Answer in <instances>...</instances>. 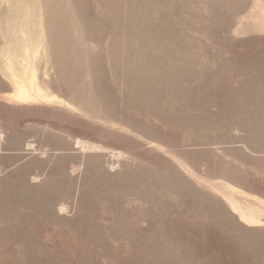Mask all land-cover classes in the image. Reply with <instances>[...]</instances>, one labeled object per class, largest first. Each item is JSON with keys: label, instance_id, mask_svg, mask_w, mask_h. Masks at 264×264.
I'll return each mask as SVG.
<instances>
[{"label": "rangeland", "instance_id": "obj_1", "mask_svg": "<svg viewBox=\"0 0 264 264\" xmlns=\"http://www.w3.org/2000/svg\"><path fill=\"white\" fill-rule=\"evenodd\" d=\"M0 264H264V0H0Z\"/></svg>", "mask_w": 264, "mask_h": 264}]
</instances>
